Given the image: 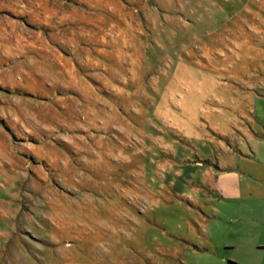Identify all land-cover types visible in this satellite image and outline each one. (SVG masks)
<instances>
[{"label":"rangeland","instance_id":"1","mask_svg":"<svg viewBox=\"0 0 264 264\" xmlns=\"http://www.w3.org/2000/svg\"><path fill=\"white\" fill-rule=\"evenodd\" d=\"M262 19L264 0H0V264H264V199L217 130Z\"/></svg>","mask_w":264,"mask_h":264},{"label":"crops","instance_id":"2","mask_svg":"<svg viewBox=\"0 0 264 264\" xmlns=\"http://www.w3.org/2000/svg\"><path fill=\"white\" fill-rule=\"evenodd\" d=\"M257 26L264 31V19ZM261 33V37L255 34L250 39L244 38L240 44L238 51H242L243 69L239 76L233 75L237 77L233 88H238L235 89L238 95L230 100L233 118L230 122L227 120V127L217 130L231 153L226 155V159L233 163L229 167L240 180L239 194L264 199V32ZM250 49L256 51V55L249 53ZM231 122L237 129L230 126ZM246 122H250L254 130ZM228 172L224 174L228 175ZM255 240L250 248L262 257L264 237Z\"/></svg>","mask_w":264,"mask_h":264}]
</instances>
